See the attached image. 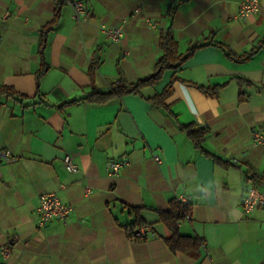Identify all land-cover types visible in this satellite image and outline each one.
I'll list each match as a JSON object with an SVG mask.
<instances>
[{"label":"crops","instance_id":"0c3cea01","mask_svg":"<svg viewBox=\"0 0 264 264\" xmlns=\"http://www.w3.org/2000/svg\"><path fill=\"white\" fill-rule=\"evenodd\" d=\"M82 1L87 19L81 22L61 6L37 81L41 29L56 0H0V86L20 96L0 97V152L16 159L0 163V248L8 250L0 264H264V209L245 214L241 208L248 184L264 189V149L252 145L253 132L264 129V44L242 63L221 48L242 55L259 45L264 0L244 20L236 18L241 0ZM101 25L121 27V39L106 40ZM167 30L178 54L200 47L142 89L143 97L58 108L93 87L108 91L119 80L129 85L150 75ZM173 76L219 91L210 97L176 81L168 110L145 99ZM184 125L206 130L200 149ZM66 155L76 173L65 169ZM119 159L127 165L114 176L109 165ZM46 193L73 207L67 223L36 226L38 197ZM180 196L193 204V214L179 233L204 241L197 259L172 253L164 242L170 233L157 211ZM134 207L152 229L144 242L125 230Z\"/></svg>","mask_w":264,"mask_h":264},{"label":"trees","instance_id":"16d2710c","mask_svg":"<svg viewBox=\"0 0 264 264\" xmlns=\"http://www.w3.org/2000/svg\"><path fill=\"white\" fill-rule=\"evenodd\" d=\"M64 3L60 0H56V8L53 13L52 20L44 25L41 29V42L39 46V55H40V68L36 73V79L39 81V78L46 71V63L44 60V50L47 46V39L49 33H51L54 28L57 26L59 18H60V8ZM264 44V38L261 39L259 45L254 48L249 53H244L242 55L235 54L230 48L227 46H221L225 55L238 63L245 62L250 59V57L255 53V51ZM158 46L161 50V55L158 57L153 71L147 77L133 83L126 84L122 80L116 82L108 91H100L95 87L92 88L91 92L84 98L79 100H73L67 103H63L58 106L59 109H62L66 106L81 102V101H90L94 103H106L115 98H121L125 95L133 94L142 96L141 90L147 87H152L157 84L163 75V73L167 70H177L183 62L193 53V51L200 46L193 45L187 53L182 56L178 54V45L174 38V35L171 30H167L166 32L160 34L158 40ZM99 63L98 57H94L92 63L89 68V72H94L96 66ZM179 81L184 83L187 86L193 87L197 89L199 92L206 96L216 97L219 91L218 87L214 88H204L201 86H197L193 83L186 82L179 77L173 76L169 83L164 87L163 91L155 95L151 98H145L152 105L168 110V106L165 104L166 100L172 94V85L174 82ZM0 97H12L18 99L20 96L11 88L7 86H0ZM181 130L186 134V136L192 141V143L197 148H201V143L205 138L206 130L195 127V125H184L181 126ZM218 160H215V162ZM141 208H130V213L133 215L134 221L129 226L125 227L127 236L130 240L136 242H144L146 239L135 238V231L138 229L147 226L145 222L142 220L140 216ZM159 221L166 227L169 231L170 236L164 239V242L168 249L172 253H182L194 259H197L200 254V249L204 245V241L197 237L191 236H182L179 233L178 226L185 220H190L193 214V204L187 202L182 203L174 198L169 201V209L166 211H157ZM150 227V226H149ZM151 228V227H150ZM152 230V229H151Z\"/></svg>","mask_w":264,"mask_h":264},{"label":"built area","instance_id":"2783aa9c","mask_svg":"<svg viewBox=\"0 0 264 264\" xmlns=\"http://www.w3.org/2000/svg\"><path fill=\"white\" fill-rule=\"evenodd\" d=\"M64 4L68 5L74 14V18L81 22L87 19L85 3L82 0H60ZM259 11V0H241L236 18L244 20L252 15L257 14ZM137 12V11H135ZM100 31L104 38L110 42H118L122 37L121 27H108L101 25ZM1 43V38H0ZM252 145L254 147H261L264 149V129L260 131H254L252 134ZM154 161L160 163V157L154 156ZM16 159L11 152H0V163H11ZM63 164L68 172L76 173L78 171L77 165L73 162L71 156L63 157ZM127 165L125 159H119L109 165V171L118 176L121 169ZM89 190L86 188L85 194H88ZM182 203H187V200L182 196L177 198ZM241 208L243 213L248 214L255 209H264V189L259 188L253 184H248L245 187L244 196L242 199ZM74 209L70 204L63 203L53 193L41 194L38 197V203L36 207V226L38 228H44L49 223L59 221L67 223ZM152 234V230L149 226H144L135 231L134 237L147 239ZM0 253L4 258L8 256L7 248H0Z\"/></svg>","mask_w":264,"mask_h":264}]
</instances>
